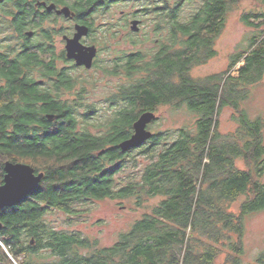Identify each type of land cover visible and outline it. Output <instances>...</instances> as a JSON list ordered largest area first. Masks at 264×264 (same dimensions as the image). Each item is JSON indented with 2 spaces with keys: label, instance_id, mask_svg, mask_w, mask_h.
I'll list each match as a JSON object with an SVG mask.
<instances>
[{
  "label": "trees",
  "instance_id": "16d2710c",
  "mask_svg": "<svg viewBox=\"0 0 264 264\" xmlns=\"http://www.w3.org/2000/svg\"><path fill=\"white\" fill-rule=\"evenodd\" d=\"M38 1L70 6L83 20L121 2L5 0L0 185L7 161L28 164L44 179L17 206L0 210V264H244L245 220L264 210V120L250 118L244 108L251 87L264 79V12L242 15L258 31L230 56L227 70L195 78L192 70L216 56L228 15L243 0H196L186 15L179 4L157 0L156 27L168 31V38L151 54L118 60L119 70L111 74L125 71L130 83L112 99L111 118L94 134L83 124L96 111L84 113L78 101L62 99L76 79L60 73L51 57L57 22L36 7ZM33 29L36 37L27 38ZM43 78L47 88L41 87ZM165 106L185 108L195 116L194 125L153 133L139 147L122 151L119 144L133 134L141 114ZM226 108L235 111L238 126L222 134ZM156 197L161 201L111 246L45 220L55 211L71 218L97 200L134 198L141 208ZM241 197L239 212L230 211ZM223 254L226 260L218 263ZM249 264H264V251Z\"/></svg>",
  "mask_w": 264,
  "mask_h": 264
},
{
  "label": "rangeland",
  "instance_id": "374dc122",
  "mask_svg": "<svg viewBox=\"0 0 264 264\" xmlns=\"http://www.w3.org/2000/svg\"><path fill=\"white\" fill-rule=\"evenodd\" d=\"M157 0H121L109 9L99 11L98 19H102L99 24L108 22V16L112 17L116 25H118V39L110 37V33L102 34L103 40L101 46L103 52L100 53L98 67L88 73H80L77 71V85L74 91L68 92L62 96L63 100L70 102L78 101L81 104L80 110L87 112L88 107H95L97 110L88 124H83V127L90 132L97 134L98 126L104 124L112 116V111L115 109L112 106V99L117 100V95L123 87L128 86L130 81L126 78L125 71L121 75L111 74L117 65L115 62L110 63L111 59L125 57L127 54L139 50L151 54L157 45V41L164 42L167 38V31L162 30L156 32L158 19L154 12ZM181 2V14H190L196 8V0H169L172 5L175 2ZM264 4L262 0H243L241 1L228 15L225 29L218 38L215 49L217 54L206 64L195 67L192 70V75L195 78H203L214 74H220L227 70L230 56L233 53L241 51L248 45V42L258 31L255 28L249 27L242 22V15L247 13H263ZM99 14H102L99 16ZM123 14V15H122ZM144 14V15H142ZM106 15V16H104ZM134 15H141L146 21L142 28L141 35L145 37L141 41V35L133 37V41L144 43L145 46L133 48V41H128L124 35L130 32V19ZM106 17V18H105ZM107 20V21H106ZM255 23H259L256 21ZM47 26L52 23H47ZM68 23L60 21L56 28L66 26ZM164 27V25H162ZM264 30L263 28H261ZM102 33V31H101ZM3 39V35L0 37ZM61 37L56 41L57 49L61 46ZM62 67V64H58ZM240 64L233 72V75L238 73ZM106 70H105V69ZM122 69V68H121ZM119 70V69H117ZM250 96L244 105V108L252 119L262 118L264 120V79L260 84L252 86ZM74 93V94H73ZM77 99V100H75ZM114 109V110H113ZM157 120L149 125V130L153 133L159 131H171L183 128L185 126H193L196 119L194 115L189 114L185 108L173 110L171 107H161L157 111ZM235 111L232 108L223 110L220 116V131L222 134H229L237 129V123L234 120ZM82 126V124L80 125ZM142 161V160H141ZM147 163L144 160L143 164ZM240 168H245L242 161H238ZM264 180V179H263ZM245 197L239 198L230 206V211L239 212L241 203ZM161 201L160 197L146 202L143 207L138 208L135 205V199L97 200L93 204L82 207L79 214L69 218L68 215L55 211L46 216L45 220L59 229L68 231H78L84 236L89 237L92 241H98L99 246H111L118 241L121 233L127 232L132 225L140 219L145 213H149L152 207ZM245 236L243 239L244 254L241 260L244 264L254 263L259 255L264 251V210L248 216L245 220ZM234 238H236L234 236ZM227 254V251H226ZM226 260V255L220 256L218 263Z\"/></svg>",
  "mask_w": 264,
  "mask_h": 264
},
{
  "label": "water",
  "instance_id": "95a60500",
  "mask_svg": "<svg viewBox=\"0 0 264 264\" xmlns=\"http://www.w3.org/2000/svg\"><path fill=\"white\" fill-rule=\"evenodd\" d=\"M45 6L48 12L56 11L58 16L65 18L74 17L75 13L70 6L58 8L55 3L47 5L46 2L38 3ZM139 22L132 23V30L138 31ZM88 28L78 25L76 27V35L72 39H67V57L76 61L77 66H85L91 69L94 64V59L97 56L96 47H85L81 44V37L86 34ZM33 32H27V36H31ZM49 120H54V115H47ZM158 116L153 111H147L141 114L138 120L134 123L133 134L119 144L122 151H128L139 147L144 142H147L153 137V132L149 130V125L157 120ZM4 183L0 185V210L12 208L22 202L27 196L34 192L42 179L44 173L36 174L35 169L25 163H13L7 161L4 165ZM3 228V223L0 221V230Z\"/></svg>",
  "mask_w": 264,
  "mask_h": 264
},
{
  "label": "flooded vegetation",
  "instance_id": "af4514ba",
  "mask_svg": "<svg viewBox=\"0 0 264 264\" xmlns=\"http://www.w3.org/2000/svg\"><path fill=\"white\" fill-rule=\"evenodd\" d=\"M43 2H45V1H38V3H43ZM181 2L180 1L178 3L175 2L172 5L179 4V6H180L181 5ZM38 3H36V7L42 8L43 9L42 10L43 13L46 12V13L51 14L52 18H54L56 20L57 24L60 21H65L66 23H68V25H66V26H61L60 28H56V30L59 31V35L54 39V43H53V53L51 54V57L54 56L57 69L60 71V73H65V75L70 76V77L73 76L72 77L73 80H75V79L77 80L78 79V77H76L77 71L80 72V73H83V72L88 73V72H91L95 68L98 67L100 53L103 52L102 46L100 44L101 41L103 40V38H102L103 35L102 34L107 33V35H108V33H110V37L115 38V39H118L119 36H120V34H118V32H119L118 31V25L115 24V22L113 21L112 17L108 16L109 18H108V22L107 23L104 22L103 25L102 24H99V22L102 19H104V18H99L98 19V17H97L98 14L97 13L99 11H102V9L97 10V12L94 13V14L88 15L86 17V19L83 20V19H79L80 16L77 17V13L75 11H74V13H75L74 17H72V18H65L64 16H58L56 14V11H53L51 13L48 12L46 10L45 6L38 5ZM52 3H47V5H50ZM57 6H58V8H62V7L67 6V5H57ZM3 15H5V0H0V16L3 17ZM101 15L102 14H99V16H101ZM142 15H144V14H142ZM104 16H106V15H104ZM134 21L139 22V25H138V29L139 30L138 31H133L132 30V23ZM145 21L146 20L141 15H134V16H132V18L129 21L130 22V32L129 33H126L124 35L125 37H127L126 39L129 42L130 41H133V37L140 36L141 35L140 33L142 32V28L145 25ZM78 25H80V26H86L88 28L86 34H84L81 37V39H80L81 44L84 45L85 47H93L94 46V47L97 48V56L94 59V64H93V67L91 69H88L85 66H77L75 60L69 59L67 57V50H66L67 39H72V38L75 37V35L77 33L76 27ZM29 31L33 32V34L31 36H27V32H29ZM36 31H38V30H36V29L28 30V31L25 32V36L27 38H33L34 39V37H36V35H35ZM101 31H102V33H101ZM159 31L160 30H158V28H157L156 29V32H159ZM2 35L3 34H0V37ZM146 36H148V33H146V35H141V38H140L141 41H144V39H145ZM59 37H61L60 42H61V46H63V48L60 49V50L57 49V45H56V41L58 40ZM3 38H4V35H3ZM167 38H168V31H167ZM2 40L3 39L0 38V42ZM22 40H25V39H22ZM131 44L133 45V48H137L139 45L142 46V47L145 46L144 43L137 42V41L136 42L133 41ZM157 45H160V41H157ZM178 48L180 49L181 46H178ZM139 49H141V48L134 49L136 51L127 54V56L128 55H131L132 53H139L140 51H144V50H139ZM120 58H124V57H118L116 59L113 58V59L110 60V63H113V62L117 63V62H119L118 60H120ZM147 60H148V58H147ZM58 64H62L63 66L62 67H59ZM48 81H49L48 78H43V79L39 80V82L41 84V87L42 88H47L48 87V85H47ZM77 82L78 81H76V85H77ZM74 89L72 91H70V92L72 93L74 91ZM75 100H77V99H75ZM111 103L113 105V103H115V102L114 101H111ZM89 109L90 110H93V111H96L97 110L95 107H93V108L91 107ZM39 173H41V172H36L37 175ZM42 183H40V184H42ZM35 194H37V193H35Z\"/></svg>",
  "mask_w": 264,
  "mask_h": 264
}]
</instances>
